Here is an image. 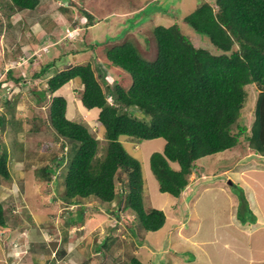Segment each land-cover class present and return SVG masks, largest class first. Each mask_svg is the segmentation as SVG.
Listing matches in <instances>:
<instances>
[{
	"label": "rangeland",
	"instance_id": "obj_1",
	"mask_svg": "<svg viewBox=\"0 0 264 264\" xmlns=\"http://www.w3.org/2000/svg\"><path fill=\"white\" fill-rule=\"evenodd\" d=\"M200 1L39 0L34 9L10 12L2 7L7 1L0 0V151L8 154L10 172L9 179L0 176V201L8 214L7 227H0V264H127L136 255V243L148 245V250H140L144 264L264 261V161L247 139L258 93L254 83L244 86L246 98L232 125L234 132L243 128L237 143L196 160L191 173L196 179L184 198L159 191L150 170L149 156L162 150L163 138L136 142L120 136L126 151L140 162L145 209L162 207L166 214L165 225L158 231L144 235L135 213L122 209V199L118 204L117 199L103 203L89 197L72 205L60 196L72 144L58 137L49 124L52 96H64L66 117L85 124L98 139L97 158L103 157L107 141L97 120L98 109H87L80 102L78 78L48 93L46 77L39 80L33 73L46 63L53 64L49 72L53 74L70 65L98 61L97 54L123 38L133 41L145 58H153L156 40L151 32L156 25L174 22L194 45L218 53L207 36L182 22ZM86 12L92 16L91 22ZM105 71L111 81L114 75L108 68ZM43 92L45 99L40 100L37 96ZM61 156L63 163L59 167L56 163L52 175L57 182L39 180L40 168L54 165ZM238 169L241 175L254 178L250 188L233 178ZM119 174L116 190L122 191L125 187ZM214 183L229 193H221L216 186L206 190ZM247 204L253 210L245 209ZM244 222L256 223L252 234L247 233V225L242 226ZM68 241H75L72 250L63 251ZM248 254L256 260L248 262Z\"/></svg>",
	"mask_w": 264,
	"mask_h": 264
},
{
	"label": "trees",
	"instance_id": "obj_2",
	"mask_svg": "<svg viewBox=\"0 0 264 264\" xmlns=\"http://www.w3.org/2000/svg\"><path fill=\"white\" fill-rule=\"evenodd\" d=\"M5 1L2 7L10 12L31 10L39 3ZM85 14L91 22L92 16ZM183 21L207 36L218 53L194 45L174 22L156 25L151 32L156 40L153 58H145L133 41L123 38L97 54L100 60L93 63L70 65L53 74L49 73L53 64L46 63L33 73L39 80L46 77L48 93L78 78L81 104L98 109L97 120L104 129L105 152L97 158L98 139L85 124L66 117L64 96H52L49 124L58 137L72 144L61 183L64 192L60 196L66 203L76 205L83 198L95 197L103 203L117 199L119 204L122 199V209L134 212L139 226L158 230L165 214L157 208L144 209L141 165L126 151L120 136L136 142L164 139L162 150L150 154L149 167L159 191L178 197L198 158L237 143L243 128L237 126L234 132L232 125L245 101L246 84L254 83L258 89L248 144L264 155V0H202ZM104 67L114 75L111 81ZM37 97L45 99L44 92ZM8 160L3 149L0 176L4 179L10 178ZM56 163L62 165L63 156L56 157L54 165L40 168L38 179L56 183L55 176L52 178ZM118 174L125 187L122 191L116 190ZM7 219L0 201L1 228L7 227ZM127 264L141 261L131 256Z\"/></svg>",
	"mask_w": 264,
	"mask_h": 264
},
{
	"label": "crops",
	"instance_id": "obj_3",
	"mask_svg": "<svg viewBox=\"0 0 264 264\" xmlns=\"http://www.w3.org/2000/svg\"><path fill=\"white\" fill-rule=\"evenodd\" d=\"M93 63V62H92ZM66 110H67V107H66ZM219 153V152H218ZM262 156H263V154H259V157L261 158V160H263L264 161V159L262 158ZM196 165V164H195ZM195 168V167H194ZM192 172H193V169H192ZM191 172V173H192ZM224 172H229V171H227V170H225ZM190 173V177L188 178V184H186L185 186V188H184V190L181 192V195H179V196H182V198H184V197H186L187 196V194H185V191L189 188V184L190 183H192V182H194L195 181V179H196V174L195 175H193V174H191ZM230 173V172H229ZM236 174V176H233V178H236L237 180H239L240 181V183L243 185V186H245L246 188H250L251 186V183H249L250 181L251 182H253L254 181V178L252 177V176H250L249 174H247V173H245L244 175H241L240 174V171H239V169L238 170H236V171H233V174ZM241 176H243L244 178H242ZM246 176V177H245ZM248 178V179H247ZM219 180H217L216 181V183L218 182ZM235 181H233V183H234ZM216 183H214V185H211V186H209V187H207L206 188V190H210V189H213L215 186H216V188H218L219 189V191L221 192V193H225L224 191H227L228 192V189L227 188H225L223 185H220V184H216ZM216 184V185H215ZM248 184H250V185H248ZM249 187H248V186ZM247 191H249L248 189H246ZM229 193V192H228ZM185 194V195H184ZM174 198H175V196H173ZM236 197H238V196H236ZM181 198V199H182ZM233 198V197H232ZM143 206H144V202H143ZM248 208H249V205L247 204L246 205ZM152 208H154V207H152ZM251 208V207H250ZM250 208L248 209L249 211H250ZM144 209H145V207H144ZM157 209H161L162 211H163V208L162 207H160V208H157ZM252 209V208H251ZM146 210V209H145ZM253 210V209H252ZM147 211V210H146ZM164 212V211H163ZM164 214H165V212H164ZM234 219H235V217H234ZM166 220H167V217H166V214H165V222H166ZM164 222V223H165ZM165 224H163V226H164ZM247 225V226H246ZM162 226V227H163ZM242 226L245 228V226H246V228H247V233L250 235V233L252 234L254 231H255V229L257 228L256 227V223L255 222H251V223H247V222H244V223H242ZM141 227V226H140ZM161 227V228H162ZM142 228V227H141ZM160 229V228H159ZM158 229V230H159ZM142 232L144 233V235H145V233H148V232H151V231H146V230H144L143 228H142ZM158 230H156V231H158ZM156 231H153V232H156ZM258 240V239H257ZM103 241H104V239H103ZM102 241V242H103ZM75 241H68V246H66L65 248H64V246H63V251H65V250H69V249H71L72 248V245H73V243H74ZM102 242H100V244L101 245H103V246H105V247H107L108 245L107 244H105V243H102ZM137 244V249H136V255L138 256V257H140L141 259H139L136 255V257L141 261V264H144V262H146V261H144V259L142 258V255L140 254V250L143 248V249H146V250H148V245L147 244H143V243H140L141 245H138L139 243H136ZM247 246H248V248H251L252 250H253V248H252V246H250V244L248 243V244H246ZM77 246V245H76ZM242 249H243V247H242ZM72 250V249H71ZM77 250H79V251H83V249H78V248H76V251ZM51 251H53V250H51ZM65 253V252H64ZM70 253V251H68L67 252V254H69ZM98 255V254H97ZM71 256V255H70ZM248 256H249V259H248V262L249 261H252V260H256V259H253L251 256L252 255H250V254H248ZM101 258V257H100ZM71 260V259H70ZM254 262H260V260L259 259H257L256 261H254ZM249 264V263H248Z\"/></svg>",
	"mask_w": 264,
	"mask_h": 264
}]
</instances>
